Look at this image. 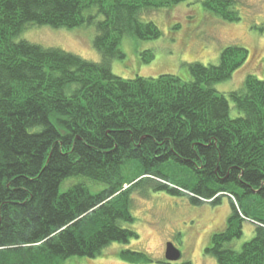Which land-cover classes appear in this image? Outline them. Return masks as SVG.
<instances>
[{
  "label": "trees",
  "instance_id": "16d2710c",
  "mask_svg": "<svg viewBox=\"0 0 264 264\" xmlns=\"http://www.w3.org/2000/svg\"><path fill=\"white\" fill-rule=\"evenodd\" d=\"M182 1L0 0V264H63L137 238L121 222L133 221L129 194L138 186L195 205L227 196L226 226L205 253L216 264H264V75L247 74L227 94L215 88L248 50L232 44L216 63L190 62L188 80L170 73L123 78L110 67L125 56V36L161 35L144 12ZM201 3L223 20L240 19L238 0ZM35 24L94 25L100 61L15 40ZM143 55L144 62L153 58ZM79 177L105 187L91 193L77 182L60 192L64 180ZM245 220L254 235L235 250L229 243ZM119 256L152 261L144 251Z\"/></svg>",
  "mask_w": 264,
  "mask_h": 264
},
{
  "label": "rangeland",
  "instance_id": "374dc122",
  "mask_svg": "<svg viewBox=\"0 0 264 264\" xmlns=\"http://www.w3.org/2000/svg\"><path fill=\"white\" fill-rule=\"evenodd\" d=\"M240 19L226 21L207 11L201 0H186L170 8L144 12L143 18L152 20L161 35L154 39L125 36L120 43L123 59L114 58L110 67L123 78L137 75L154 77L164 73L190 79L187 64L216 63L221 50L238 44L248 50L245 63L235 70L230 79L217 83L215 88L225 93L242 87L247 74L264 75V0H238ZM94 25L73 28H55L49 25H32L19 33L15 40L26 39L45 47H58L87 60L98 62L100 54L92 45ZM152 52L153 58L144 62L143 52ZM147 56V54H145ZM232 117L238 111L230 101ZM83 183L91 193L105 186L87 178H68L60 192L73 183ZM146 191V193L144 192ZM129 211L133 221L121 225L138 235L127 243L113 242L93 258L70 257L63 264H135L123 260L119 252L124 249L144 251L151 262L167 264L165 244L171 241L181 252V257L171 264H216L214 256L205 253L213 233L222 231L231 212L228 197L223 195L217 204H192L186 196L171 195L162 191L144 189L142 186L129 194ZM242 235L229 245L240 250L254 235V224L245 220Z\"/></svg>",
  "mask_w": 264,
  "mask_h": 264
},
{
  "label": "water",
  "instance_id": "95a60500",
  "mask_svg": "<svg viewBox=\"0 0 264 264\" xmlns=\"http://www.w3.org/2000/svg\"><path fill=\"white\" fill-rule=\"evenodd\" d=\"M164 257L168 262L177 261L181 257V252L171 241H168L165 244Z\"/></svg>",
  "mask_w": 264,
  "mask_h": 264
},
{
  "label": "flooded vegetation",
  "instance_id": "af4514ba",
  "mask_svg": "<svg viewBox=\"0 0 264 264\" xmlns=\"http://www.w3.org/2000/svg\"><path fill=\"white\" fill-rule=\"evenodd\" d=\"M166 263H167V264H171V263H173V262H172V261H171V262H168V261H167Z\"/></svg>",
  "mask_w": 264,
  "mask_h": 264
}]
</instances>
